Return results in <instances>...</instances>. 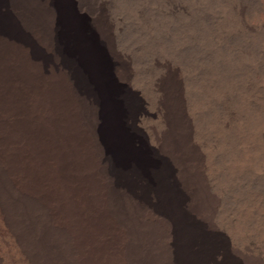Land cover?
Returning <instances> with one entry per match:
<instances>
[{"label": "bare ground", "instance_id": "bare-ground-1", "mask_svg": "<svg viewBox=\"0 0 264 264\" xmlns=\"http://www.w3.org/2000/svg\"><path fill=\"white\" fill-rule=\"evenodd\" d=\"M262 192L264 0H0V264H264Z\"/></svg>", "mask_w": 264, "mask_h": 264}, {"label": "rangeland", "instance_id": "rangeland-1", "mask_svg": "<svg viewBox=\"0 0 264 264\" xmlns=\"http://www.w3.org/2000/svg\"><path fill=\"white\" fill-rule=\"evenodd\" d=\"M255 195H259V194H255ZM263 195V196H262ZM259 197H262V200H261V202H260V204L261 205H264V192H262L260 195H259ZM230 237V236H229ZM230 240H231V237H230ZM242 262L245 264V260L244 259H242ZM247 263V262H246Z\"/></svg>", "mask_w": 264, "mask_h": 264}]
</instances>
